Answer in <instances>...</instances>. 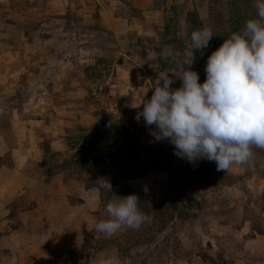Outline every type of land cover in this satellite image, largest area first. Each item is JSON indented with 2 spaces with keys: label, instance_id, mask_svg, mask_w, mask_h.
<instances>
[{
  "label": "rangeland",
  "instance_id": "rangeland-1",
  "mask_svg": "<svg viewBox=\"0 0 264 264\" xmlns=\"http://www.w3.org/2000/svg\"><path fill=\"white\" fill-rule=\"evenodd\" d=\"M257 12L255 0H0V264H264V149L217 171L136 119L193 30L215 33L194 50L203 83L217 34ZM129 193L150 219L97 232Z\"/></svg>",
  "mask_w": 264,
  "mask_h": 264
},
{
  "label": "clouds",
  "instance_id": "clouds-1",
  "mask_svg": "<svg viewBox=\"0 0 264 264\" xmlns=\"http://www.w3.org/2000/svg\"><path fill=\"white\" fill-rule=\"evenodd\" d=\"M257 17L242 31L232 32L208 57L206 79L191 65L194 50L209 46L215 34L209 27L193 30L192 53L179 70L161 72L150 99H144L136 119L143 117L155 140L167 139L174 154L190 163L214 161L217 171L249 163L254 148L264 149V0H255ZM181 80L178 88L171 85ZM162 81V83H161ZM135 107V106H134ZM145 193L149 189L145 185ZM136 193L114 196L105 206L106 219L97 232L112 237L125 228L139 229L150 217L139 208ZM98 264H122L118 255L106 254Z\"/></svg>",
  "mask_w": 264,
  "mask_h": 264
},
{
  "label": "trees",
  "instance_id": "trees-1",
  "mask_svg": "<svg viewBox=\"0 0 264 264\" xmlns=\"http://www.w3.org/2000/svg\"><path fill=\"white\" fill-rule=\"evenodd\" d=\"M228 36H229V35H227V34H224V35H223V34H217V38L220 40V43H221V44L224 42V40H225L226 38H228ZM220 43H219V44H220ZM221 44H220V46H221ZM110 126H111V125H109V127H110ZM112 126H114V124H112ZM99 157H100V156H99ZM90 165L93 166V167H95V169L97 170L98 167H99V160H98V159L94 160V162H93L92 164H90ZM180 195H181V194H178V195H177V199L180 198ZM146 200H147L146 198H141V197H140L139 202H140V201H142V202L145 201V202H146Z\"/></svg>",
  "mask_w": 264,
  "mask_h": 264
},
{
  "label": "crops",
  "instance_id": "crops-1",
  "mask_svg": "<svg viewBox=\"0 0 264 264\" xmlns=\"http://www.w3.org/2000/svg\"><path fill=\"white\" fill-rule=\"evenodd\" d=\"M20 178H21V177H20ZM20 178H19V180H21Z\"/></svg>",
  "mask_w": 264,
  "mask_h": 264
}]
</instances>
